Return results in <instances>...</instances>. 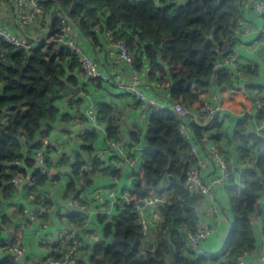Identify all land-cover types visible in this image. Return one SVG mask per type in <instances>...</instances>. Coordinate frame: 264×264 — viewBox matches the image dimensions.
I'll use <instances>...</instances> for the list:
<instances>
[{"label":"trees","instance_id":"16d2710c","mask_svg":"<svg viewBox=\"0 0 264 264\" xmlns=\"http://www.w3.org/2000/svg\"><path fill=\"white\" fill-rule=\"evenodd\" d=\"M175 1L43 0V15L49 14L52 18L45 38L31 49L15 47L0 39V211L2 199L15 192L11 177L24 170L16 160L23 157L25 145L29 148L41 145L37 138L41 124L56 118V101L66 87L67 71L78 65L74 57L70 58L67 48L57 49L54 41L61 31L59 9L76 19L93 42L98 32L105 31H110L115 38H125L133 52L135 67L140 70L146 59L151 67L150 75H158L170 95L182 102L197 99L199 92L215 81L226 87L230 75L222 69L215 73L214 59L216 48L231 41L233 26L241 16L240 1ZM67 80L78 83L74 76ZM82 101L78 97L71 104L79 106ZM97 107L108 136H117L120 124L114 108L105 102L98 103ZM256 115L264 119L263 102ZM202 132L200 126H195L197 136ZM137 135L132 132L133 137ZM241 137L243 154L250 163L241 168L238 183L232 168V184L227 192L233 221L221 253L224 259L219 264H233L243 252L257 250L254 214L261 217L264 232V132L262 135L250 132ZM96 139L97 134L88 133L81 150L91 151ZM146 142L143 163L133 174V187L129 190L131 203L118 205L112 222L106 220L105 214L96 216L102 226L100 239L87 260L79 259L77 264H200L199 257L186 252L182 231L195 225L194 203L199 196L190 194L184 186L186 168L193 161L189 158L183 162L181 158L189 143L179 132L178 116L170 109L152 108ZM74 158L72 173L87 175L81 170L85 163L83 154L77 151ZM99 164L100 160L94 159L93 170H98ZM102 172L114 178L121 176L119 170L111 167ZM37 176L39 185L46 183L44 174ZM86 179L87 183L92 181L89 177ZM150 185L156 192L170 190L174 197L160 205L161 218L156 224L154 243L143 248L147 242L141 233L137 205ZM74 188L75 182L70 180L65 195ZM40 196L38 193L37 198ZM44 200L46 206L51 205V200ZM84 218L80 213L67 215V219L77 224H82ZM12 262L8 254L0 256V264Z\"/></svg>","mask_w":264,"mask_h":264},{"label":"built area","instance_id":"2783aa9c","mask_svg":"<svg viewBox=\"0 0 264 264\" xmlns=\"http://www.w3.org/2000/svg\"><path fill=\"white\" fill-rule=\"evenodd\" d=\"M9 3H15L28 9L30 17L36 20L43 15V0H6ZM136 1V0H135ZM157 3L159 0H155ZM241 16L236 21L232 29L231 41L228 45L216 48L214 59L215 73L218 70L228 72L229 82L226 87H221L217 82H213L207 89L199 92L205 95L198 97V103L193 105L191 102H182L172 97L163 82L158 79V75H150V65L144 64L139 70L134 64V55L129 48L126 39L123 37L115 38L110 31H105L104 35L113 43L116 48V60L118 63L126 64L130 68V78L128 81L119 85V81L111 79L109 71L102 68L101 62L89 56L81 47L80 43L72 37L69 32L72 29L73 22L78 24L76 19L64 14L58 10L61 17V31L54 39L57 49L67 48L70 52V58L76 59L79 68L82 71L83 78L79 84L82 95L88 96L91 88L104 86L110 83L119 86L123 92L133 96L140 104L143 111L142 121L146 126L142 130H135L137 136L133 137L132 132H121L111 137L108 136L105 124L100 119V114L96 102L89 100L84 109L86 124L79 131V149L83 154L85 163L81 170H85L87 175L80 173L78 176L72 173V165L75 163L74 154L68 161L63 160L59 154L53 156L50 149L51 141L47 137L40 138L41 145L29 148L27 145L23 149V157L16 160V164L23 168L11 177L10 183L17 189H24V201L18 204L19 214L16 218V228L23 229L29 224L36 225L34 234L38 243L44 247L42 259L37 264H77V260H87L90 250L95 243L87 242L83 239V230L89 224L92 216L105 214L106 220L112 222L118 212V205L129 204L132 201L129 190L132 189L133 174L143 163V154L147 147L146 131L148 128V116L152 108L170 109L179 118V132L189 143L188 149L182 153V160L186 162L189 158L192 163L188 165L185 171L184 186L192 195L199 196L194 203L197 210V220L193 228H184L182 231L186 240V252L197 257V247L206 241L213 232L212 221L205 214L207 208V194H210L209 205L211 211L217 213L225 208L221 198L216 194L215 188L227 187L232 184L233 169L228 159L227 152L219 144L213 135L209 132L213 122L223 110L221 101V90H227L231 93L247 92L249 88L257 85L262 89L261 96H253L251 108H245L239 112L242 120H247L249 114L254 112V117L261 103H264V66L256 79L257 75L252 67L243 63L242 48L247 42L249 35H255L257 45L264 46V38L259 39L264 33V27L255 28L254 19L262 18L264 20V0H239ZM175 2L180 3V0ZM0 39L7 44L25 49L33 48L38 41L32 37L19 34L3 24L0 19ZM70 59V60H71ZM69 60V62H70ZM213 75L215 77L216 75ZM253 108V110H252ZM119 121V119H118ZM195 126H200L203 132L200 136L195 133ZM88 133L97 134V139L93 143L91 151L81 150L85 144L84 138ZM260 134V132H258ZM263 132L261 133V135ZM52 146V145H51ZM54 147L59 151V145L54 143ZM58 153V152H57ZM99 159L98 170H93L94 159ZM30 162V163H28ZM115 168L120 171L119 178H112V183L104 186L95 182V175L102 173L104 168ZM211 168L210 176L205 177L206 170ZM46 176V183L39 185L37 174ZM57 177L54 178L53 176ZM87 177L91 182L87 183ZM65 178L63 190L61 192V202L57 205L54 215L59 218L56 226L49 219V207L44 204V199L52 201L49 190L40 191V187L49 183H56ZM74 180L75 188L67 191V184ZM40 198H37V194ZM174 195L170 190L156 192L153 185L148 186L147 193L138 203L139 223L144 242L150 238L154 224L161 218L160 205L170 202ZM38 201V202H37ZM48 213V216H45ZM70 213H80L85 216L82 224H77L69 219ZM259 215H253V224L256 234L263 232V223ZM52 226V227H51ZM102 229V226H101ZM0 256L8 254L12 259V264H25L24 255L26 247L20 238L1 235L0 231ZM69 241V242H68ZM257 246L258 242H257ZM257 247V250H258ZM254 252V251H252ZM249 251L243 252L237 256L233 264H249ZM59 256H56V255ZM259 264H264V239L257 252ZM88 263V262H87Z\"/></svg>","mask_w":264,"mask_h":264},{"label":"crops","instance_id":"0c3cea01","mask_svg":"<svg viewBox=\"0 0 264 264\" xmlns=\"http://www.w3.org/2000/svg\"><path fill=\"white\" fill-rule=\"evenodd\" d=\"M0 19L4 25L11 28L13 31L19 34H25L32 37L35 40H42L46 37L49 31V25L51 22V16L49 14L38 17L36 20L30 17V11L24 7L15 3H9L6 0H0ZM255 28L260 29L264 27V20L262 18L254 19ZM69 34L78 41L83 50L91 56L93 59L101 62L102 68L105 71H109L111 79L119 81V85L126 82L130 78V68L126 64L118 63L116 60V48L113 43L104 35V32H98L95 42L87 36L80 28V26L73 22L72 29ZM255 35H249L246 39V45L242 48L243 63L253 68L255 73L260 77L262 67L264 66V46L257 45ZM264 38V33L259 39ZM70 58L66 61L69 65ZM144 63L148 61L145 59ZM69 76H74L78 79L77 84L69 82L67 79ZM83 78L82 71L78 65L74 66L67 71L65 80L66 86H79L81 79ZM66 88V87H65ZM221 101L223 104V110L213 122L209 132L213 137L218 140L222 148L227 152L228 159L235 170V180L240 182L242 177L241 168H245L250 162L247 155L242 151V137L241 135L248 134L250 132H264V119L257 117L254 112L249 114L247 120H242L239 116V112L245 108H251L252 101L254 107L253 96H261L262 89L257 85L249 88L247 92L231 93L230 91L221 90ZM205 95L201 93L200 96ZM199 96V97H200ZM82 97V103L77 106L71 104L73 99ZM89 100L92 102L100 103L105 102L110 104L114 108V114L119 119L121 124V132H133L135 130H142L146 123L142 121L143 113L141 104L130 94L125 93L118 86L110 83L104 84V86H98L91 88L88 96L82 95L81 91L78 94L71 93L69 95H63L57 99L56 104L58 106V113L56 118L52 120H45L41 124V131L38 132L37 138L47 137L52 142L50 149L53 156L57 157L59 154L63 160L68 161L72 158L73 154L79 149L78 133L85 126L86 120L84 115V109ZM191 103L196 105L198 99L192 100ZM253 110V108H252ZM68 117V118H67ZM54 143L59 145V151L54 147ZM252 150V149H251ZM58 152V153H57ZM249 154V153H248ZM250 154H252L250 152ZM212 173L209 167L206 170L205 177L210 176ZM112 176L106 175L103 172L95 175L94 181L106 186L112 183ZM65 178L56 183H49L46 186L40 187V191L49 190L53 203L51 202L49 207L50 216L49 219L52 224L56 226L59 218L56 213L57 205L61 202V192L63 190ZM24 189H17L9 197L2 199L1 211H0V231L1 235L9 236L10 238H20L26 247L24 255L25 264H37L42 259L44 247L38 243V240L34 234V228L37 224H29L23 229L16 228V218L19 214L18 204L24 201ZM216 194L221 198L223 206L225 208L217 213L211 211L210 199L212 196L207 194V208L205 214L212 221L213 232L211 236L197 247L196 255L200 258V264H219L224 258L221 253L225 245V241L232 226L233 215L230 207V199L228 192L222 186L215 188ZM47 216V215H46ZM52 227V226H51ZM19 234V235H17ZM17 235V236H15ZM101 236V224L98 222L96 216H92L89 224L83 230V239L87 242H98ZM258 250L264 239L262 233H257ZM147 243H154L150 238L147 239ZM258 250L249 253V264H259Z\"/></svg>","mask_w":264,"mask_h":264},{"label":"water","instance_id":"95a60500","mask_svg":"<svg viewBox=\"0 0 264 264\" xmlns=\"http://www.w3.org/2000/svg\"><path fill=\"white\" fill-rule=\"evenodd\" d=\"M80 92V86H71V85H68L66 86V88L64 89V91L62 92L63 95H69L71 93H74V94H78Z\"/></svg>","mask_w":264,"mask_h":264},{"label":"rangeland","instance_id":"374dc122","mask_svg":"<svg viewBox=\"0 0 264 264\" xmlns=\"http://www.w3.org/2000/svg\"><path fill=\"white\" fill-rule=\"evenodd\" d=\"M155 228H156V224L153 225V228H152V232H151V241L153 242L154 240V235H155ZM153 244L150 242V243H146L144 244L143 248H147V247H151Z\"/></svg>","mask_w":264,"mask_h":264}]
</instances>
